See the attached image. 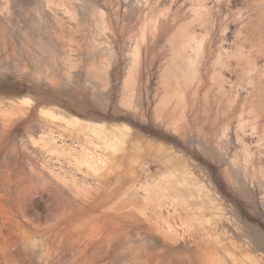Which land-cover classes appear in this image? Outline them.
<instances>
[{
    "label": "rangeland",
    "instance_id": "obj_1",
    "mask_svg": "<svg viewBox=\"0 0 264 264\" xmlns=\"http://www.w3.org/2000/svg\"><path fill=\"white\" fill-rule=\"evenodd\" d=\"M0 264H264V0H0Z\"/></svg>",
    "mask_w": 264,
    "mask_h": 264
}]
</instances>
